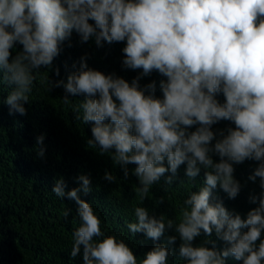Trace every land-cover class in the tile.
I'll list each match as a JSON object with an SVG mask.
<instances>
[{
  "label": "clouds",
  "instance_id": "clouds-1",
  "mask_svg": "<svg viewBox=\"0 0 264 264\" xmlns=\"http://www.w3.org/2000/svg\"><path fill=\"white\" fill-rule=\"evenodd\" d=\"M73 31L81 43L93 39L97 47L126 42L122 67L142 70L129 83L88 67L81 57L66 81L53 84L41 77L42 83L63 87L64 104L70 95L84 97L72 109L77 119L92 124L88 144L111 153L125 178L128 165H135L141 200L169 172L165 182L171 185L181 165L189 181L204 169L203 186L184 199L179 222L135 207L129 232L158 241L174 229L185 264H226L230 256L242 264H264V0H0V71L12 86L4 101L10 114H26L39 70L52 65ZM17 43L22 50L12 57ZM154 71L166 78L159 84L162 98L155 95V81L140 87ZM222 120L235 127L214 132L212 126ZM43 141V135L37 137V144ZM38 154L43 156V147ZM245 160L257 162L248 179L259 178L261 192L249 197L258 206L242 219L213 190L219 186L236 198L241 185L234 165ZM103 178L116 180L108 171ZM76 179L80 187L67 192L63 179L52 188L78 206L71 258L82 252L83 264H168L172 253L164 244H154L138 260L123 240L106 235L92 205L79 195L91 191L89 176ZM202 232L214 233L226 246L217 250L212 241L194 246ZM177 235L168 236L167 244H175Z\"/></svg>",
  "mask_w": 264,
  "mask_h": 264
},
{
  "label": "trees",
  "instance_id": "trees-1",
  "mask_svg": "<svg viewBox=\"0 0 264 264\" xmlns=\"http://www.w3.org/2000/svg\"><path fill=\"white\" fill-rule=\"evenodd\" d=\"M125 43L104 42L102 47H97L93 39L81 43L79 35L73 31L61 45L60 54L52 65L39 70L29 101L24 104L25 115L9 113V106L4 101L12 86L0 71V264H83L82 252L75 258L70 257L73 232L80 224L78 206L75 201L66 196L57 197L52 191L60 179L65 181L66 192L80 187L76 179L80 175L89 176L91 191L86 195L81 191L79 195L92 205L106 235L123 240L138 260L159 243L172 253L168 264H185L178 254L180 240L174 229L167 230L158 241H153L143 233L133 235L127 224L136 220L135 207H145L150 215H164L166 220L179 222L184 199L203 186L204 169L189 181L185 175L186 165H181L171 185L165 182L171 175L169 172L152 185L147 197L141 200L137 191L140 187L138 178L132 172L135 165H128L129 175L125 178L121 167L113 164L111 153L101 154L98 146L88 144L92 138V124L77 119V112L72 109V105L84 97L70 95V103L64 104L63 87L41 82V77H48L53 84L58 80L66 81L75 70L72 65L75 63L78 68L80 58L86 57L88 67L106 75L115 73L131 83L142 70L122 67ZM21 50L22 45L17 43L12 57ZM57 68L59 76L56 75ZM164 79L154 71L140 80V87L155 81V95L162 98L159 84ZM216 99L224 102L222 94H217ZM195 127L189 131H194ZM230 127L234 128V123L222 120L214 124L212 130L216 133L224 130L226 134ZM41 135L44 136L43 145L37 144V137ZM41 147L43 156L38 154ZM211 155L214 162H219L218 155ZM256 166L257 162L253 160L234 165V177L241 185L236 198L229 199L219 186L213 190V197L222 201L230 212L240 214L242 219L250 209L258 206L249 200L250 196H258L261 192L259 178L255 182L248 179ZM105 171L116 177L115 182L103 178ZM161 198L162 203L159 202ZM171 235H177V240L169 245L167 237ZM261 239H264V233ZM205 241L214 242L217 250L226 246L214 233L208 237L203 232L195 239L194 246L203 245ZM205 246L213 247V243ZM226 264L242 262L230 256Z\"/></svg>",
  "mask_w": 264,
  "mask_h": 264
}]
</instances>
